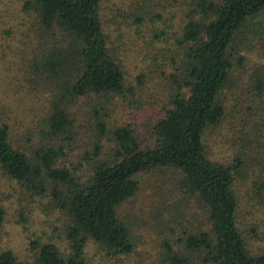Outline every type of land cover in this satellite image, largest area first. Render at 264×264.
<instances>
[{
    "label": "trees",
    "instance_id": "obj_1",
    "mask_svg": "<svg viewBox=\"0 0 264 264\" xmlns=\"http://www.w3.org/2000/svg\"><path fill=\"white\" fill-rule=\"evenodd\" d=\"M100 1L22 2L39 32L27 68L31 80L49 93V107L42 140L26 147L11 140L0 119V177L20 186L29 199L37 198L41 212L56 214L64 249L53 240L33 238L22 260L1 249L0 264H89L88 243L107 257L131 253L137 237L122 206L138 190L136 175L153 169L173 174L183 216L170 222L157 216L162 249L150 264H264V248L249 252L236 225L234 182L242 162L238 155L230 163L213 160L203 139L223 116L221 92L233 67L246 58L239 53L242 39L256 34L246 35V29L264 12V0H170L168 15L154 12V22L164 28L161 35L171 28L174 48L165 54L172 70L162 115L152 118L146 139L130 122L108 125L98 113L112 100L143 105L136 91L143 74L126 87L122 65L103 33ZM149 3L145 13L154 11ZM253 81L264 94L256 72ZM78 100L93 109L87 134L71 112ZM75 142L84 146L74 148ZM253 186V198L264 204V179ZM3 217L0 205V228ZM248 232L256 236L254 228Z\"/></svg>",
    "mask_w": 264,
    "mask_h": 264
},
{
    "label": "rangeland",
    "instance_id": "obj_2",
    "mask_svg": "<svg viewBox=\"0 0 264 264\" xmlns=\"http://www.w3.org/2000/svg\"><path fill=\"white\" fill-rule=\"evenodd\" d=\"M23 1L0 0V119L9 128L11 140L26 147L42 140L40 131L49 107V93L38 81L31 80L27 68V60L38 44L39 32L34 16L22 10ZM168 2H99L103 33L122 65L126 87L133 86L136 76L143 74L142 83L136 89L143 97V105L128 107L122 101L112 100L106 111L98 110V113L108 125L130 122L142 139L150 132L152 118L162 115L160 108L170 84L171 56L165 54L174 48L173 34L169 28L168 33L161 35L162 24L154 22L157 10L167 14ZM148 3L154 11L145 13ZM138 19L140 25H137ZM252 30L256 34L242 39L240 46L239 53L246 58L242 65L233 67L232 79L221 92L225 99L223 116L215 126L207 128L203 139L213 160L230 163L238 155L242 162L234 182L235 219L246 248L257 253L264 248V204L253 198V183L264 179V94L255 88L253 75L258 73L264 84V12L254 18L246 35ZM92 110L87 100H78L71 106L72 115L78 118L76 125L84 126L85 134L89 130L85 122L89 113L92 117ZM73 146L84 145L75 142ZM136 179L138 190L121 210L137 237L134 250L107 257L96 245L88 243L84 256L89 264H150L162 249L159 229L155 226L157 216L165 217L168 222L183 216L171 172L153 169L137 174ZM0 205L4 208L0 250L9 249L22 260L28 240L33 238L53 240L64 249L56 214L41 212L37 198L29 199L20 186L3 177H0ZM250 228H254L255 237L248 232Z\"/></svg>",
    "mask_w": 264,
    "mask_h": 264
}]
</instances>
